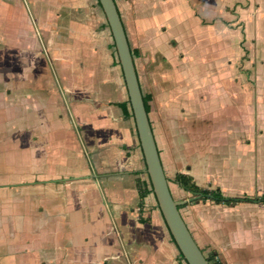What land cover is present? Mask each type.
Masks as SVG:
<instances>
[{
    "label": "crops",
    "instance_id": "obj_1",
    "mask_svg": "<svg viewBox=\"0 0 264 264\" xmlns=\"http://www.w3.org/2000/svg\"><path fill=\"white\" fill-rule=\"evenodd\" d=\"M85 8L89 1L0 0V264H187L151 223L155 212L162 217L154 195L140 200L147 173L137 132L126 148L79 127L69 37ZM255 71L251 120L245 109L224 111L221 96L205 112L195 99L184 123L166 117L173 177L188 174L228 197L264 194V64ZM173 184V198L189 202L179 211L200 248L223 264H264V204L192 202Z\"/></svg>",
    "mask_w": 264,
    "mask_h": 264
},
{
    "label": "rangeland",
    "instance_id": "obj_2",
    "mask_svg": "<svg viewBox=\"0 0 264 264\" xmlns=\"http://www.w3.org/2000/svg\"><path fill=\"white\" fill-rule=\"evenodd\" d=\"M86 1H89V9L85 8L80 15L83 20L77 16L76 21H81L69 37V47H74L75 67L68 78L69 81L74 79L76 118L82 119L79 127L92 130L94 134H105L106 138L116 136L113 143L120 140L128 148L130 137H136V128L134 120L124 118L121 109L114 105L128 96L120 65L116 62L113 39L109 27L102 25L105 17L97 0ZM116 2L148 105V117L161 162L165 164L169 178L168 185L174 189L173 170L167 163L179 162L173 158L169 160L164 151V142L168 138L163 128L166 117L170 116L176 125L184 123L190 116L181 120L179 117L185 116L186 110H195L192 104L195 99H202L199 110L205 112L215 108L216 98L221 96L224 111H230L229 107L235 112L245 109L247 120L252 118L255 70L264 64L260 54L264 41V0ZM59 42L60 48L66 45L65 39L63 43L62 40ZM234 47L236 51L233 52ZM65 75L60 74V79ZM227 102L235 106H228ZM115 146L119 148L118 145L110 148L113 150ZM215 146L199 143L197 147L202 150ZM126 153L128 155L130 151ZM123 155L126 156L125 151ZM93 164V158H90L87 166L92 171ZM195 195L198 194L190 193L187 198ZM151 203L145 199V207L152 214L157 209L152 208L155 204ZM155 214L157 218L152 215L151 223L160 224L161 232L168 237L162 217L158 211ZM170 243L175 248L171 240ZM204 252L209 251L204 249Z\"/></svg>",
    "mask_w": 264,
    "mask_h": 264
},
{
    "label": "water",
    "instance_id": "obj_3",
    "mask_svg": "<svg viewBox=\"0 0 264 264\" xmlns=\"http://www.w3.org/2000/svg\"><path fill=\"white\" fill-rule=\"evenodd\" d=\"M106 18L122 71L133 120L152 191L163 220L187 264H209L190 233L178 206L186 201L175 200L162 166L154 133L145 109L135 64L122 19L114 0H98ZM202 194L195 195L198 199Z\"/></svg>",
    "mask_w": 264,
    "mask_h": 264
},
{
    "label": "trees",
    "instance_id": "obj_4",
    "mask_svg": "<svg viewBox=\"0 0 264 264\" xmlns=\"http://www.w3.org/2000/svg\"><path fill=\"white\" fill-rule=\"evenodd\" d=\"M114 1H115V4H116L118 12H119V8H118V5H117V2H116V0H114ZM97 4L100 7L98 0H97ZM119 15H120V12H119ZM120 17H121V15H120ZM105 26H108L106 20H105ZM123 26H124V24H123ZM124 29H125V27H124ZM125 32H126V30H125ZM127 39H128V37H127ZM129 45H130V43H129ZM113 47H114V44H113ZM130 50H131V54H132V57H133V52H132L131 46H130ZM116 62H117V64H119V61H118L117 57H116ZM135 69H136V67H135ZM136 72H137V70H136ZM137 76H138V73H137ZM138 80H139V77H138ZM139 85H140V81H139ZM140 88H141V85H140ZM142 96H143V101H144V104H145V109H146V112L148 114L149 109H148L146 98H145L143 92H142ZM114 105L118 106L121 109L124 118H132L133 119L132 110H131V107H130V103H129L128 97L124 101L115 102ZM150 125H151V122H150ZM151 128H152V126H151ZM166 179L168 181L167 177H166ZM172 182L177 184L179 187H181L182 189H184V190H186V191H188V192H190L192 194H202V196L200 197L201 200L209 199V200H212V201H214L216 203H222V204H226V205H234V204H236L238 202H251V203L264 204V194H261V195H243L241 197H228V196H225L218 187H216V188H205V187H201V186L197 185L193 181L192 177L190 175H188V174H185V173H176L174 175L173 179H172ZM148 193H152L153 194V191H152V186H151L149 177L147 175V180L143 181L140 184V200H142L143 197L146 194H148ZM155 202H156V199H155ZM192 202H196V200L194 199V200H192ZM156 207L158 208L157 202H156ZM178 208H180V205L178 206ZM164 224H165V222H164ZM167 230H168V228H167ZM168 232H169V230H168ZM169 235H170L171 241L175 244V242L173 240V237L171 236L170 233H169ZM175 246H176V244H175ZM200 249L203 252V254L205 255V257H206L207 261L209 262V264H223L221 261H219L217 259L216 251L210 250L206 254L202 248H200ZM178 256H179V258L181 260L185 261L183 256H182V254H181V252L179 250H178ZM103 264H107V263L104 262Z\"/></svg>",
    "mask_w": 264,
    "mask_h": 264
}]
</instances>
